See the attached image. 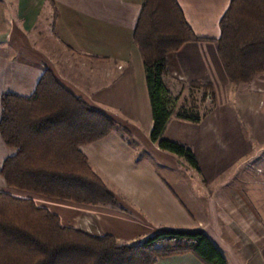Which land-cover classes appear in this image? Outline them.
<instances>
[{
    "label": "crops",
    "instance_id": "0c3cea01",
    "mask_svg": "<svg viewBox=\"0 0 264 264\" xmlns=\"http://www.w3.org/2000/svg\"><path fill=\"white\" fill-rule=\"evenodd\" d=\"M230 1L176 0L197 40L185 43L178 51L168 55L165 81L172 95L175 84L172 81L175 80L188 86L193 82L210 85L215 108L218 110L223 106L231 107V102H236L241 120L239 122L246 131L247 139L254 147H264V71L249 85L239 84L243 85L239 88V85L229 82L217 52L216 42L221 34L220 21ZM15 2L16 7L10 10L6 6L7 0H0V99L5 92L30 96L44 69L49 68L72 94L81 97L90 107L118 124L119 128L105 138L82 146L86 148V152L82 147L80 150L88 158L92 168L114 187L109 190L122 205L126 196L131 200L140 199L144 196V191L139 192L136 186L138 183L132 179L133 174L128 173L135 172L134 176L140 178L141 161L133 162L134 150L130 140L148 151L155 160L159 159L170 167L182 160L159 150L149 139L152 128L150 106L142 60L132 39L144 0ZM40 16L47 21L46 26H39ZM46 27L47 33L44 32ZM54 61L72 62L73 67L66 70L61 68V64H54ZM80 67H86L87 73L82 72L84 69ZM141 93L146 107L138 106ZM110 109L118 110L120 115L116 116ZM175 120L177 123L173 124L174 131L185 129L187 121ZM170 122L171 119L163 134ZM171 140L187 145L186 140L177 137ZM14 153L0 137V169L3 161ZM136 163L139 164L134 165ZM150 173L153 175L152 170L148 172L149 175ZM171 176L175 177L172 173ZM172 177L169 181L161 180L167 188L166 193L172 207L178 209L185 222L182 225L185 229L179 230L202 231L218 247L226 264H264V219L258 217L252 209L255 217H240L234 219L235 222L226 220L227 218L214 213L213 202L208 201V216L199 223L191 212L192 202L194 205L191 193L176 183V177L174 180ZM2 180L0 176V192L18 199H28L12 194ZM64 206L68 208L66 211L69 210L70 214L74 213L78 217L84 214L87 217L84 213L87 210L93 212L91 219L94 221L95 218L99 231L93 233L85 228L80 230L92 234H109L120 241L143 236L147 223L139 213L129 216L108 207ZM58 217L66 225L67 218ZM71 227L78 228L75 225ZM155 264L205 263L188 253L162 259Z\"/></svg>",
    "mask_w": 264,
    "mask_h": 264
},
{
    "label": "trees",
    "instance_id": "16d2710c",
    "mask_svg": "<svg viewBox=\"0 0 264 264\" xmlns=\"http://www.w3.org/2000/svg\"><path fill=\"white\" fill-rule=\"evenodd\" d=\"M220 32L217 52L229 82L249 85L264 71V0H231ZM132 39L150 106L149 139L159 150L195 166L187 146L163 138L172 117L199 121L178 105L179 97L165 81L168 55L197 40L176 0H144ZM189 87L209 91L213 102L210 85L193 82ZM0 109V137L15 151L0 169L8 188L89 208L123 210L80 150L118 129L112 118L72 94L49 68L30 96L3 93ZM188 253L205 264H226L202 231L161 230L139 243L124 244L109 234L66 226L32 200L0 192V264H155Z\"/></svg>",
    "mask_w": 264,
    "mask_h": 264
},
{
    "label": "rangeland",
    "instance_id": "374dc122",
    "mask_svg": "<svg viewBox=\"0 0 264 264\" xmlns=\"http://www.w3.org/2000/svg\"><path fill=\"white\" fill-rule=\"evenodd\" d=\"M7 3L6 6L10 10L16 7L15 0H7ZM43 24L46 26L47 21L40 16L39 26ZM46 29L47 27L44 29L45 33H47ZM38 36L41 37L40 34ZM53 63L61 64V68L66 70L73 67L72 62L69 63L68 61H54ZM81 69H84L82 72L87 73L85 72L86 67ZM172 82L175 83L172 87L173 96L179 97L178 105H184L186 109L199 117V121H187L185 129L174 131L173 124L177 122L175 118H171L163 138L171 140L177 137L186 140L185 143L188 145L186 146L192 151L195 166H191L182 159L179 162L176 161L175 166L172 164L170 167L159 159L155 160L140 145L129 141L134 150L133 162L134 160L141 161L139 166L140 178L134 176L135 172L128 171V173L129 175L133 174L132 179L138 183L136 186H138L139 192L144 191V196L140 199L132 198V200L126 196L123 202L125 206L119 202L123 210L108 208L129 216L139 213L147 223L144 226L146 233L143 232V236L139 235L128 241L127 239L126 241L119 240V243L135 244L161 230L185 229L182 226L185 223L182 220L183 217L178 209L172 207L170 198L168 199L166 193L167 188L161 180L167 179L169 181L172 177L171 173L176 177V183L191 193L192 201H194V205L193 202L191 205V212L199 223H202L208 216L206 209L208 201L213 202L214 213L217 216L221 215L223 218H227L226 220L230 219L235 222L234 219L237 220L240 217H255L256 215L252 214V209L258 217L264 219V147H254L247 139L246 131L243 130V126L239 122L241 120L239 111L236 109L237 103L231 102V107L223 106L218 110L215 108L214 101L212 102L209 91L205 94V92H200L188 85L179 84V80ZM238 87L241 88L243 85ZM138 99V106L146 107L142 93L139 94ZM230 100L233 101L232 96H230ZM110 110L116 116L120 115L118 110ZM82 149L86 152L85 147ZM137 164L139 163L134 165ZM150 170H152L153 175L148 174ZM175 177H172V180ZM104 181L108 188H112L107 179ZM8 189L16 196L35 200L38 206L46 208L62 218H67L65 223L68 226L75 225L78 227L77 229L85 228L93 233L99 231L100 227H98L95 218L94 221L91 219L94 216L91 210L84 212L87 217L84 216L85 214L78 217L74 213L70 214L69 210L66 211L65 209L68 208L64 206L79 207L77 204ZM126 198L130 199L126 200ZM181 208H183L182 205ZM76 217L78 218L75 222ZM126 231L129 232V230Z\"/></svg>",
    "mask_w": 264,
    "mask_h": 264
}]
</instances>
